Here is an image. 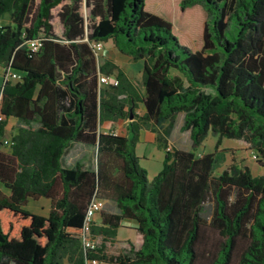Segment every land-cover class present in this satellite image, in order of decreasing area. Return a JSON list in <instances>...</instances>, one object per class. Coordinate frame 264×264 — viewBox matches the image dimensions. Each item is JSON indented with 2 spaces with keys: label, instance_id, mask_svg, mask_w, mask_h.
Instances as JSON below:
<instances>
[{
  "label": "trees",
  "instance_id": "1",
  "mask_svg": "<svg viewBox=\"0 0 264 264\" xmlns=\"http://www.w3.org/2000/svg\"><path fill=\"white\" fill-rule=\"evenodd\" d=\"M147 1L0 0V22L10 16L0 26V264H264V177L236 165L215 175L217 153L172 149L166 139L184 115L194 149L212 132L217 148L224 138L250 144L264 166V0H181L179 21L198 7L207 13L186 26L201 33L197 51ZM110 40L144 61L142 95L121 69L99 101L96 73L75 86L97 57L90 45ZM98 108L101 123L132 118L129 136L99 133ZM12 117L22 125L5 150ZM143 130L165 151L152 182L136 154ZM75 144L96 149L94 166L66 165ZM42 199L48 216L26 210ZM94 200L116 212L103 209L87 229ZM124 222L138 234L129 249L118 246Z\"/></svg>",
  "mask_w": 264,
  "mask_h": 264
},
{
  "label": "rangeland",
  "instance_id": "2",
  "mask_svg": "<svg viewBox=\"0 0 264 264\" xmlns=\"http://www.w3.org/2000/svg\"><path fill=\"white\" fill-rule=\"evenodd\" d=\"M199 10L189 14L188 21L186 23L191 24L193 20L195 23L199 22L200 14L203 18L207 17V13L201 7H198ZM10 16L6 14L4 18L1 19L0 26H7L10 24ZM206 19V18H205ZM190 20V21H189ZM173 22V21H172ZM175 31L178 33L177 37L181 41L182 45L188 47L191 51L201 50L203 47L202 36H196L195 32L191 34L190 29L180 27L182 31L176 27L177 24L173 22ZM191 26V25H190ZM189 28V27H188ZM191 28V27H190ZM202 31V25H201ZM7 80V76L2 67H0V86ZM183 115H179L175 125L170 129V135L166 138L170 148L179 149L183 151H193L199 155H206L211 153L218 154V163L215 168V175H220L224 170L230 169L233 165L236 166H247L250 168L253 176H263L264 177V166L259 164V154L254 150L250 144L242 140H234L224 138L222 144L217 148L218 136L210 132L207 138L204 140L201 146L196 149L193 148V143L191 141L190 135L188 132H183L181 127L183 125ZM168 124H164L160 131L168 129ZM13 130L11 127L7 130L6 137L4 138V149L8 150L10 146V139L12 137ZM149 135L147 132L143 133V136L140 138V142L136 146V154L140 158V166L147 171L148 179L152 182L164 168V159L165 151L161 149L158 144H153L150 141ZM66 165L74 166L76 162L80 161L85 164L87 167H92L96 163V149L90 146L84 145H74L67 155L64 158ZM35 211L38 213H46L43 210V206L34 205ZM32 206H30L31 208ZM29 211H32L31 209ZM104 212H116L114 204L106 203L104 204ZM213 205L209 201L205 205L203 217L207 222L210 221ZM100 214H98L94 220L95 223H100ZM136 225L133 222H124L123 228L119 230L118 240L120 243L118 246L123 249H129V242L134 243L137 240L138 234L135 231Z\"/></svg>",
  "mask_w": 264,
  "mask_h": 264
},
{
  "label": "crops",
  "instance_id": "3",
  "mask_svg": "<svg viewBox=\"0 0 264 264\" xmlns=\"http://www.w3.org/2000/svg\"><path fill=\"white\" fill-rule=\"evenodd\" d=\"M180 2H181V0H148L147 5H146V9L151 13L158 14L162 17H165L166 19H168L170 21H173V22L175 21V23L177 24L176 27L179 29L178 31L180 32V31H182L180 27L185 26L183 28H186V26H187L186 21L181 22L178 20V11H179ZM173 27H174V25H173ZM174 30H175V27H174ZM103 44H104V48H103V51L100 53V55L98 57H96L95 60L92 62H90V60H87L89 65L86 66V69L82 75V77H84V78H81L80 76L75 77V79H74L75 86H77L78 83L85 81V78L89 79L90 77H92V75L94 73H96V75H97V89L96 90H97V94H98L97 95V101H99V92L103 89L105 90V89H108V87H110V86L101 84L100 78L103 76H106V77H111V78L117 79L119 81L118 72H119V69H121L127 75L129 80L133 83V85H135V87H137V90L139 91L140 95H142L144 92V89L142 87L144 61H134L131 57L123 54L118 49L116 42L114 40H110L109 42L103 43ZM90 47L92 48V45H90ZM15 73H17L20 76V74L18 72H15ZM61 80H63V76H62ZM61 88L63 90H65L66 86L64 84H61ZM71 98H73L75 100L74 96ZM68 101H70V100L68 99ZM62 104H65L66 106H68L67 102H62ZM127 110H128V108H127ZM136 113L140 116H143L145 114V109H144L142 104L138 105ZM61 114L63 115V113H61ZM62 115H61V117H62ZM183 117H184V115H183ZM131 121H132V118L129 120H119L116 122L104 121L101 123L99 108L97 110V131L99 133H101V132L102 133H111L112 132V133L119 134L122 136H129L128 127H129V123ZM21 125L22 124L18 118H16V117L9 118L8 123H7V127H6V131L9 129V127H11L13 130V134H12V136H13L15 134V132L17 131V129ZM157 130L160 131V128H158ZM144 132H147L148 134H150L149 135L150 141L156 145L157 144V142H156L157 133L152 132V131H148V130H143L141 132L140 138L143 136ZM75 145H84V144H75ZM84 146H87V145H84ZM90 147H92V146H90ZM77 163H82V162L78 161V162H76V164ZM0 190L7 192V190H5L1 185H0ZM36 204L43 206L42 209L45 210L46 213L36 212L35 206H34ZM30 206H32V207L30 208ZM29 208L32 210L30 212H32L34 214H38V215H42V216H48L49 211H50V202L48 200H45V199H42L38 203L30 202L29 205L26 207V210H28Z\"/></svg>",
  "mask_w": 264,
  "mask_h": 264
},
{
  "label": "built area",
  "instance_id": "4",
  "mask_svg": "<svg viewBox=\"0 0 264 264\" xmlns=\"http://www.w3.org/2000/svg\"><path fill=\"white\" fill-rule=\"evenodd\" d=\"M30 48L33 52H37L41 48V43L39 41H34L30 43ZM93 51L95 52V55L98 57L100 53L103 51L104 44L102 42H96L92 44ZM11 78L13 80H18L20 76L17 73H13ZM101 84L107 85V86H118L119 81L117 79L103 76L100 78ZM5 117L0 113V122L4 121ZM104 203L99 200H94L88 210L87 213V229H89L92 222H94L96 216L103 210ZM85 246L87 248H93V243L89 237V234H87L86 238L84 239ZM89 264H100L98 261H92Z\"/></svg>",
  "mask_w": 264,
  "mask_h": 264
},
{
  "label": "water",
  "instance_id": "5",
  "mask_svg": "<svg viewBox=\"0 0 264 264\" xmlns=\"http://www.w3.org/2000/svg\"><path fill=\"white\" fill-rule=\"evenodd\" d=\"M131 117H133V116H131Z\"/></svg>",
  "mask_w": 264,
  "mask_h": 264
}]
</instances>
